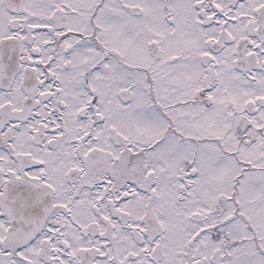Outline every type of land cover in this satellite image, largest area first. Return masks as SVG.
I'll use <instances>...</instances> for the list:
<instances>
[{"label":"snow or ice","instance_id":"1","mask_svg":"<svg viewBox=\"0 0 264 264\" xmlns=\"http://www.w3.org/2000/svg\"><path fill=\"white\" fill-rule=\"evenodd\" d=\"M0 264H264V0H0Z\"/></svg>","mask_w":264,"mask_h":264}]
</instances>
